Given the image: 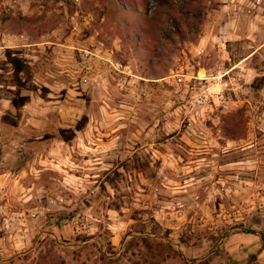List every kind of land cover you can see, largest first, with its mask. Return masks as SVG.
I'll return each mask as SVG.
<instances>
[{
	"label": "rangeland",
	"instance_id": "374dc122",
	"mask_svg": "<svg viewBox=\"0 0 264 264\" xmlns=\"http://www.w3.org/2000/svg\"><path fill=\"white\" fill-rule=\"evenodd\" d=\"M130 2L144 24L101 0H0V264H264V243L242 233L264 234V79L230 73L226 102L163 82L252 56L262 72L264 0ZM59 139L113 140L125 156L154 144L174 164L152 173L146 205L127 177L61 190L34 173ZM129 232L178 253L149 256Z\"/></svg>",
	"mask_w": 264,
	"mask_h": 264
},
{
	"label": "crops",
	"instance_id": "0c3cea01",
	"mask_svg": "<svg viewBox=\"0 0 264 264\" xmlns=\"http://www.w3.org/2000/svg\"><path fill=\"white\" fill-rule=\"evenodd\" d=\"M252 58L253 56L236 63L228 72L233 73L239 69L242 71L241 73H243L245 79H248V75L255 72L257 76L264 79V64L261 67V72L248 63ZM92 129L98 128H91V130ZM78 130L79 129L76 131L80 132V130ZM147 145L138 146L136 144L132 151H128L129 155L125 156L123 153L124 151H122V145L119 146L118 142H114L113 140L103 141L97 139V141L88 142H68L59 139L50 143L48 149H46L44 153H39V167L35 169L34 173H36L38 177L41 176L43 178L51 174L53 180L60 183L61 190L65 187L67 190L71 191L76 188V186L72 184L81 181L83 182L81 184V186L83 185V192H86L89 183L94 185V183L98 182L100 177L102 178V181L106 180L107 184H109L108 181L113 180L114 176H119L121 179L127 177V180L133 181V186L135 183L138 185L136 187L138 192H135L136 196H146V198H143L146 199L144 200L146 205L149 204L147 198L149 199V197H152L153 195L152 192L155 180L151 177L152 173L153 176L156 175L161 177L160 175L163 174L161 170L162 167L161 169H157V166L174 164V161L168 156H158V154H156L158 152L157 148H153L154 144ZM150 149L152 150L151 152ZM147 151L149 152L146 156L145 152ZM144 165L148 166V169H144V167H142ZM24 170L25 169L23 168L21 172ZM133 186L132 188H134ZM150 189H152V191ZM161 200L162 199H158L160 204L162 203ZM61 201L63 200L61 199ZM138 201L139 199H135V202ZM64 202L67 201L64 200ZM165 209V206H160L159 210H154L156 213L155 215L161 218L162 221L165 220ZM108 211L112 214L114 212H119L118 209H109ZM170 214L171 213H166V215ZM246 237L249 236L246 235ZM254 238L259 241V238L256 237V235Z\"/></svg>",
	"mask_w": 264,
	"mask_h": 264
},
{
	"label": "trees",
	"instance_id": "16d2710c",
	"mask_svg": "<svg viewBox=\"0 0 264 264\" xmlns=\"http://www.w3.org/2000/svg\"><path fill=\"white\" fill-rule=\"evenodd\" d=\"M101 2L110 4L113 7V9L116 11H119L120 9H122V10L133 12V15L135 17L134 23H137L138 26L145 23L146 17L142 16L140 14L139 10L137 8H134L131 5L130 0H101ZM167 4L169 5L170 3L166 2L165 7H168ZM160 17H161V14H158V15L156 14V16L154 18L149 20V23L150 24H157L159 22ZM131 25H132V27H135V24H133L132 22H131ZM177 28H178V33H181V28L179 25H177ZM136 35H137L136 38L140 41V39H141L140 34H136ZM262 83L263 82L261 80L260 84H257L259 86L253 85L252 88L255 90H260L262 88L261 87ZM232 132H233V130H232ZM232 140H235V138L233 137ZM22 164H23V162H22ZM242 233L259 236L262 244L264 243V234H259V233L253 232V231L242 232ZM127 238L130 239L129 245L132 247H134V246L137 247L138 245L140 246L142 244L146 248V250L148 251L149 256H152V255L155 256V253H161V254L171 253V252L178 253L177 251L174 250V247L172 245L171 240L167 237L155 236L154 234H145L143 232H129V233H127ZM94 239H95L94 237H89V238H87V240L83 238L82 241L87 243L88 240H94ZM263 249H264V246H263ZM254 257H256V256H252L251 260H255ZM100 259L106 260L107 256L102 254ZM116 259H118V258H114V259L110 258V260H116Z\"/></svg>",
	"mask_w": 264,
	"mask_h": 264
},
{
	"label": "built area",
	"instance_id": "2783aa9c",
	"mask_svg": "<svg viewBox=\"0 0 264 264\" xmlns=\"http://www.w3.org/2000/svg\"><path fill=\"white\" fill-rule=\"evenodd\" d=\"M204 71V75L201 76L200 73ZM229 72L219 75H209L206 69L200 68L198 71L190 74H172L167 78L163 79V82L167 85H176L178 87H184L186 94H191V98H197L201 102H207L211 97L216 96L217 99L226 102L231 94L227 92H232L231 80L229 77ZM229 77V80L227 79ZM214 82V83H213ZM210 86H219V92L217 94H212ZM211 91V92H210ZM213 93H215L213 91ZM77 225L80 224L76 222ZM84 225V224H83Z\"/></svg>",
	"mask_w": 264,
	"mask_h": 264
},
{
	"label": "bare ground",
	"instance_id": "6f19581e",
	"mask_svg": "<svg viewBox=\"0 0 264 264\" xmlns=\"http://www.w3.org/2000/svg\"><path fill=\"white\" fill-rule=\"evenodd\" d=\"M200 75H201V73H200Z\"/></svg>",
	"mask_w": 264,
	"mask_h": 264
}]
</instances>
